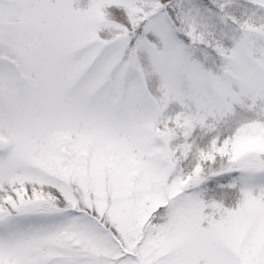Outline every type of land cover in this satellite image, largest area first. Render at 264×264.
<instances>
[{"label": "snow or ice", "instance_id": "6c2138e0", "mask_svg": "<svg viewBox=\"0 0 264 264\" xmlns=\"http://www.w3.org/2000/svg\"><path fill=\"white\" fill-rule=\"evenodd\" d=\"M0 264H264V0H0Z\"/></svg>", "mask_w": 264, "mask_h": 264}]
</instances>
